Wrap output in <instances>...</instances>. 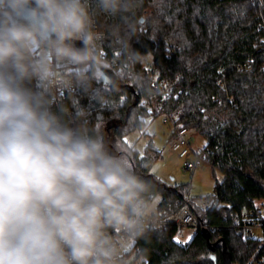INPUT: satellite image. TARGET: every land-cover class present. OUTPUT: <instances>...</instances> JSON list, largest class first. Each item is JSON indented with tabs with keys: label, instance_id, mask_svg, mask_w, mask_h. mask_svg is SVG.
Returning <instances> with one entry per match:
<instances>
[{
	"label": "clouds",
	"instance_id": "clouds-1",
	"mask_svg": "<svg viewBox=\"0 0 264 264\" xmlns=\"http://www.w3.org/2000/svg\"><path fill=\"white\" fill-rule=\"evenodd\" d=\"M141 3L0 0V264H126L129 242L156 230L154 186L58 97L100 99L97 17L127 22Z\"/></svg>",
	"mask_w": 264,
	"mask_h": 264
},
{
	"label": "trees",
	"instance_id": "trees-1",
	"mask_svg": "<svg viewBox=\"0 0 264 264\" xmlns=\"http://www.w3.org/2000/svg\"><path fill=\"white\" fill-rule=\"evenodd\" d=\"M97 20L102 64L118 81L107 85L100 77L94 81L99 100L80 90L67 104L83 106L109 148L128 154L132 169L160 196L159 211L175 210L185 188L152 174L162 156L153 139L144 154L125 142L128 133L145 128L143 117L179 112V123L207 140L200 151L205 163L224 175L210 207L192 203L199 219L216 229H198L187 244L174 239L176 227L150 231L137 238L138 264H226L224 248L231 264L264 261V239L237 233L231 218L264 201V1L142 0L130 21L104 14ZM129 42L139 59H130Z\"/></svg>",
	"mask_w": 264,
	"mask_h": 264
},
{
	"label": "built area",
	"instance_id": "built-area-1",
	"mask_svg": "<svg viewBox=\"0 0 264 264\" xmlns=\"http://www.w3.org/2000/svg\"><path fill=\"white\" fill-rule=\"evenodd\" d=\"M146 60H148L146 58ZM71 71V69H69ZM154 72H157V68H153ZM224 86V83H221ZM162 88L166 98L171 97V91L166 82H162ZM73 92V91H72ZM69 92L61 89L58 92L60 101L64 104L68 103ZM233 101V98H230ZM180 113L165 114L163 122L173 126L174 138L171 140V149L176 152L178 157L183 160V167L187 171H194L196 168L204 165L205 161L201 156V152H198L193 147L192 138L196 129L185 128L179 123ZM195 155L196 159L191 160L190 156ZM193 199L190 196V190L185 188L184 199L178 205L175 210L170 212L159 211V218L157 220V228L155 232H162L171 227H176L179 230L184 228H197L208 230H215V226L210 222L202 221L199 219L195 212ZM213 199L210 197H203L200 199V206L202 208H208L212 205ZM227 218V217H226ZM232 228L239 234H242L248 238H260L264 239V201H257L255 207L250 212H244L241 216H233ZM260 231L261 236H257L256 233ZM114 235L116 233H113ZM137 238L133 239L128 244V251L125 256L126 264H138L136 260L137 250L135 245ZM262 247L259 249L261 250ZM250 264H264L262 259L253 260Z\"/></svg>",
	"mask_w": 264,
	"mask_h": 264
},
{
	"label": "rangeland",
	"instance_id": "rangeland-1",
	"mask_svg": "<svg viewBox=\"0 0 264 264\" xmlns=\"http://www.w3.org/2000/svg\"><path fill=\"white\" fill-rule=\"evenodd\" d=\"M260 1L262 3L264 0ZM145 13L144 15L149 14L148 11ZM148 58L147 59L150 61L151 58ZM163 118L164 114L156 117H143L146 123L145 128L143 130H135L128 133L124 138L125 142L141 154H144L150 139H153L155 148L162 152V156L152 166V174L169 185H179L188 188L193 202L200 205L201 198H211V195L214 193L216 180H222L224 175L220 171L214 173L212 166L208 163H204V165L196 168L193 172L185 170L183 167V160L171 149L170 142L174 138V136H172L174 128L169 124H165ZM192 143L195 150L200 152L206 146L207 140L201 134L195 132ZM117 152H120V149L116 148L115 153L118 155L119 153ZM119 156L128 159L131 166L132 163L128 154L121 153ZM190 159L195 160V155L190 156ZM158 198L160 202V196H158ZM205 230L208 229L205 228ZM197 231V228L188 227L179 230L177 236H179L181 241H187L188 243L196 235ZM256 235L261 236V232L258 231ZM189 237H191V239H189Z\"/></svg>",
	"mask_w": 264,
	"mask_h": 264
},
{
	"label": "water",
	"instance_id": "water-1",
	"mask_svg": "<svg viewBox=\"0 0 264 264\" xmlns=\"http://www.w3.org/2000/svg\"><path fill=\"white\" fill-rule=\"evenodd\" d=\"M77 46H80V42H77ZM102 81L107 85H113L116 84L118 81V76L113 68L103 66V71L101 74ZM218 204L215 203L214 207H216ZM225 251V261L226 264H231V256L229 255L228 251L224 248Z\"/></svg>",
	"mask_w": 264,
	"mask_h": 264
},
{
	"label": "snow or ice",
	"instance_id": "snow-or-ice-1",
	"mask_svg": "<svg viewBox=\"0 0 264 264\" xmlns=\"http://www.w3.org/2000/svg\"><path fill=\"white\" fill-rule=\"evenodd\" d=\"M174 239L177 241V243H187V241H181L179 236L174 237ZM189 239H191V237H189Z\"/></svg>",
	"mask_w": 264,
	"mask_h": 264
},
{
	"label": "bare ground",
	"instance_id": "bare-ground-1",
	"mask_svg": "<svg viewBox=\"0 0 264 264\" xmlns=\"http://www.w3.org/2000/svg\"><path fill=\"white\" fill-rule=\"evenodd\" d=\"M149 13V12H148ZM146 14V13H145ZM152 61V60H151ZM150 62V61H149ZM149 62H148V64H149ZM148 66V65H147ZM152 75H154V73L152 74ZM158 77V76H157ZM163 91V90H162ZM169 99V98H168Z\"/></svg>",
	"mask_w": 264,
	"mask_h": 264
}]
</instances>
